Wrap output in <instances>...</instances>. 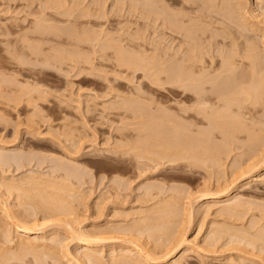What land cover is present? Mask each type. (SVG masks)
<instances>
[{"label": "rangeland", "instance_id": "374dc122", "mask_svg": "<svg viewBox=\"0 0 264 264\" xmlns=\"http://www.w3.org/2000/svg\"><path fill=\"white\" fill-rule=\"evenodd\" d=\"M58 1L61 6L51 8ZM140 1L0 0V159L7 161L5 167L0 163V246L15 254L17 261L13 264H79L76 257L84 250L79 239L83 232H93L95 238L105 240L90 251L98 261L86 264H116L111 257L123 256L131 246L128 240L134 238L160 260L159 264H172L186 248L194 253L181 264H264V85L257 97L256 112L249 115L256 122L250 119L247 135L237 142L242 150L231 147L234 152L223 154L222 159L227 158L217 159L209 169H187L186 175L191 178L184 181L175 170L178 155L166 150L180 139L174 120L178 94L175 88L155 82V78L164 80L163 56L172 57L184 41L181 35L164 28L162 15L158 13V18ZM182 1H171V8L199 18L198 0L192 5H182ZM212 3L217 11L216 4L221 0ZM227 4H236L232 7L239 12L246 10L248 18L232 24L233 19L227 23L215 16L220 23L214 16H208L209 21L200 15L202 23L208 22L197 25L194 19V24L208 28L203 27L204 37L213 30L216 40L222 35L220 40L225 38L227 48L236 38L231 42L235 46L228 48L235 56L243 46H253L257 54L253 55L264 63V0H230ZM156 5L155 12L164 2ZM235 22H240L244 33L234 29L238 25ZM85 30L91 36L89 41ZM91 30L100 35H93ZM52 31H59L58 37ZM183 46L178 55L186 49ZM122 52L140 58L137 61L142 68H119L121 57H117L124 55ZM259 68L264 70V64ZM162 115L163 119H173L174 127ZM19 154L26 159L25 164L28 160L30 164L17 171L8 167V161ZM149 158L160 164H153L154 171L147 162ZM170 160L174 164L169 165ZM259 161L262 170L254 171ZM60 163L66 168H79L76 173L80 175L69 185L57 182V189L52 190L50 172ZM239 169L243 176L237 173ZM254 175L261 181L251 182L245 189L243 184L247 185ZM230 182L229 193L220 195ZM203 193L216 198H197ZM56 198L66 203L62 205ZM46 201L56 204L59 215L40 220L43 232L30 237L34 253L24 245L25 249L20 245L19 250L18 234L9 229L11 221L4 217L3 209L18 218L39 217L47 214L49 207H43ZM188 205L192 207L190 212ZM5 229L11 231L5 235L7 239ZM9 239L11 244L6 242ZM51 239L55 240L53 244ZM179 240L185 241L166 256L167 248ZM16 248L20 252L16 253ZM130 257L133 259L120 263L137 264L133 260L144 259L139 254Z\"/></svg>", "mask_w": 264, "mask_h": 264}, {"label": "bare ground", "instance_id": "6f19581e", "mask_svg": "<svg viewBox=\"0 0 264 264\" xmlns=\"http://www.w3.org/2000/svg\"><path fill=\"white\" fill-rule=\"evenodd\" d=\"M138 1H140V0H136V2H138ZM142 1H140V3L142 2V4H143L145 2L144 3L145 7H146V4H147V6L149 5L148 7L151 10L149 8L148 9L151 12H153V10H154L153 13H157L156 16L158 15V13H159V15H162L163 16V17H161L162 23H163L162 25L165 26L164 28L168 29L167 31H169V33L172 32V34H175V35L178 34L179 36L181 35V39H183V41H184L183 45H186L185 46L186 49L183 50V52L181 51L182 52V55L180 54L181 56L178 55L180 48L183 46V45L181 46L180 43L178 45H180L181 47L179 46L180 48L176 52H174V50H173L174 55L172 57H170V56L164 57L163 56V58H165V59H162V60L164 61V65L166 64L164 69L162 68V75H164V80L162 79V81H161V80H158V78H155L156 80L154 79L155 82L156 81L158 82V83L156 82V84H158L160 86L166 85V86H168V88L170 87L171 90H172V88H175L176 93L178 94L177 114H176V117L175 116H173V117H175L174 120H175V122H177L176 127L178 128V131L180 132V136H179L180 139L178 140V143L175 146L170 145L166 148V150L170 151V154L172 156L178 155V163H176L175 170L177 169L179 175L183 178L184 181H186L185 180L186 178H191L190 176L188 177L186 175L187 169H195V168H203V167L209 169V167L212 166V163H216L215 161H217V159H219V160L224 159L225 160L227 158V156H225V158L222 159L223 154H227V153L230 154L231 152H234V151H231L230 148L233 147V149H234L235 147H238L239 144H237V142L239 143L240 137L242 135H247L246 126L249 124L248 122H250V119H251V118H249L250 117L249 115L252 111L256 112L255 109H257L256 105L258 103L257 97L260 95L262 85H264V84H262V83H264V80H262V78H264V70L259 68V67H262V64H264V63L260 62L261 63L260 64L258 62L259 60L256 59L255 55H253V54H256V52L253 51V49H254L253 46L249 45L248 46L249 48L247 47V49H245L246 45L244 43H241L242 46H243V44L245 45V46H243L242 49L240 48L243 51L240 50L241 53L239 52V54H237V56H235L232 53V51H229V50H231L230 46L233 45V44H231V42L235 43L234 40H236V38L233 39L234 36L232 38L233 41L228 42V43H230V45H228L229 46L228 47L229 50H228V48L225 44V41H224L225 38L223 37L222 40H220L222 35L219 38L220 41L216 40L215 39L216 35H215V38H214V36H212V34H213L212 32L214 31L213 30L211 32V35L209 34L208 36L204 37L206 34L205 30H207L208 28L206 29L205 26H203L205 28V30H204L203 27L200 28V26H197V25H201V24L204 25L205 24L204 22H206V23L208 22L207 20H204L202 23L200 15H202L201 16L202 18H205V17L208 18V16H210L211 17L210 19H213L212 16H214V17L215 16H219V17L221 16L226 20V22H227V20L229 22L233 19L231 21V23L235 20L237 21V19L240 21L242 19L248 18L249 13L246 10H241L244 7L241 8V6H240V8H241L240 10L242 12H239V10H236L235 7H232V6H235L236 4L231 6V5L227 4V3H229L230 0L229 1L228 0H225V1L221 0V3L216 4L217 5L216 6L217 11H214L213 9H215V8H213V7H215V6L210 5V3H212V0H198L199 3L197 4L198 5L197 7H198V10L200 9V11H197V10L196 11L198 13H200V15H197V17H199V18H197V19L194 18L195 20L198 21L197 23H199L196 25V24H194L196 22L193 21L194 20L193 17L191 18L189 16V14H188L189 12H187V14H183L182 13L183 10L181 12H178L176 10L174 11L171 8L170 2L173 0H142ZM158 1L164 2V6H163L164 8L162 7V5H160L162 7V10H161L160 6H159L160 8H157L163 13H161L159 10L155 12L154 8L158 7V5H156L159 3ZM175 1H177V0H175ZM195 1L196 0H194V2L191 0H183L181 4L184 5V3H187V4L192 5L195 3ZM60 3H61L60 1L54 2L52 4L51 8H58L59 6H61ZM175 3H177V2H175ZM214 3H215V1H214ZM214 3H212V4H214ZM232 3H234V2H232ZM244 4H242V5H244ZM191 5H190V7H191ZM152 6H153V9H152ZM229 6L232 7V10L229 8ZM181 7H183V6H181ZM186 8H185V11H186ZM190 9H191V11L190 10L189 11H190V14L192 15L193 10H192V8H190ZM228 9L230 11V14L233 15L232 17L228 13L229 12ZM218 10L221 12H219ZM226 11H228V12H226ZM148 12H146V13H148ZM225 12H226V14H225ZM214 13L217 15H215ZM100 14H102V13L100 12ZM100 14H99V16H100ZM148 15H149V13H148ZM159 15L157 16L158 18H159ZM195 15H196V13H195ZM150 16H151V13H150ZM96 17L98 18V16H96ZM221 17H220V19H221ZM229 17H231V18H229ZM184 18H185V20H184ZM215 18H218V17H215ZM210 19L208 18L209 21H211ZM220 19L218 20L219 22H220ZM225 20H222V21L225 22ZM212 21H214V20H212ZM237 22H235L236 24L234 23L235 26L238 24L237 27L234 29L240 28L241 30H238V32L240 31L242 33L243 29L239 25L240 22L239 23H237ZM209 23H211V25H214V24H212V22H209ZM224 24H222V25H224ZM206 25H207L206 27H209V24H206ZM229 27H231V26H229ZM210 28H212V27H210ZM86 32H87V34L84 32V34H86L85 39H86V41H89L91 39V36L88 34L89 31H86ZM90 32L92 33L94 31L91 30ZM102 32H104V31H102ZM240 32H239V34H240ZM58 33H59V31H55L54 33L52 31V34H54L55 36H57ZM235 33H237L236 30H235ZM107 34H106V36H107ZM215 34H216V32H215ZM93 35L96 36L97 33L94 32ZM98 35H100V33ZM219 35H220V33H219ZM238 36L240 37V35H238ZM242 37H243V39H245V36H242ZM167 38H169V37H167ZM173 39H174V37H173ZM180 42L182 43V41H180ZM245 42H246V39H245ZM174 44H175V41H174ZM233 46H235V45H233ZM116 47H118V46H116ZM185 47L183 46V48H185ZM118 48H120V47H118ZM118 48H116L117 49L116 51L119 50ZM166 49L168 50V48H166ZM121 50L122 49L120 48V51ZM124 50H125V48H124ZM167 52L168 51H166V54H170V55L172 54V53H167ZM120 53L118 54V56L120 55ZM175 53H177V54H175ZM234 53H235V51H234ZM123 54L124 55L121 54V56L117 57V58L121 57L120 58L121 60L119 59V61H118V59H117V61L120 63V66L118 65L119 68L125 66V68L127 70L134 69V71H138L139 66H140V69L142 68L141 62H140V65L138 63L140 58L134 59V58H136V55L134 57L133 55L131 56L130 54H128L129 56H127V54H125V53H123ZM163 54H165V52ZM176 55H178V57ZM131 57L133 60L131 59ZM142 57H143V55H142ZM136 61L138 64L136 63ZM140 61H141V59H140ZM170 61H172V63ZM142 65H144V64H142ZM160 81L162 82V84ZM159 82H160V84H159ZM254 112H252V113H254ZM166 113L168 114V112H166ZM166 115H164V117ZM161 118L163 119V115L161 116ZM168 118H169V116H168ZM169 119H172V117ZM148 120H150V119H148ZM163 120L168 121V122L170 121V123H171L173 119L168 120L167 118H165ZM253 120H254V118L251 119L252 123L256 122ZM151 121H152V119H151ZM172 124H173V122H172ZM250 124H251V122H250ZM174 125L175 124H173V127H174ZM199 126L201 127L200 129H199ZM70 142L73 143V141H70ZM72 143H70V144H72ZM240 146H239V148L241 149L242 147H240ZM73 147H75V145ZM237 150H238V148L235 151H237ZM70 158H72V157H70ZM109 159L112 161L114 160V162H115V160H118L115 158H109ZM12 160L13 161H10L11 164L8 161V165H9L8 167H14V169L17 171L24 168L27 164H30L29 160L26 162L27 164H25L24 162L26 159L23 160V158L21 157L20 154L13 157ZM118 161H116V162L118 163ZM6 162L5 161L3 162V160L0 159V163L3 164L2 165L3 167H5ZM76 162L74 164H76ZM147 162L150 163V168L152 166L153 171L155 169V166L153 167V164L157 165V167L160 165L158 162H156L150 158L147 160ZM169 162L170 163L167 162L169 165L171 163H173L172 160H170ZM260 162L262 163V161H259L258 164H257V162H256V165L253 164L254 165L253 170L255 169L254 171H256L257 169H261V166L264 165V164L261 165ZM66 164L69 165L70 163L67 162ZM59 165H61V166H59ZM64 165L60 163L57 165L58 167H53V169L50 172V176L48 175L50 177L49 180L52 178V181L50 180V186H49L52 190L57 189V184L59 182H62L63 184L67 183L69 185L70 184L69 182L72 179H74V178L76 179V177L80 175L79 173H76V172H79L81 170H79V168L75 167V165H74V167H75L76 171H75V169H73V166H71L72 168H66V167H63ZM72 165H73V161H72ZM144 165L147 167L148 164H143V165L141 164V166H143V167H144ZM163 165H165V164L163 163ZM6 166H7V164H6ZM205 168H204V170L207 171ZM241 170L242 169H239L237 173L240 176L241 175L243 176V174L239 173V171H241ZM253 170H251V171H253ZM240 176H238V178H240ZM30 179L34 180L33 177H31ZM257 181H261V180L259 177L254 175L251 177V180L247 183V185L243 184V187L246 186L245 189H247L251 182H257ZM230 184H232V183L230 182L229 185L224 186L225 188L222 189V192L220 195H222V194L227 195L229 193V190H231L229 187ZM70 188H72V186ZM74 189L75 188H73V190ZM71 190H70V192H71ZM209 197H210V199L216 198V196H214V194H205L204 195V193L202 194V196L200 195L197 198L203 199V198H209ZM56 199H57L56 201H58V203H62V205H64L66 203L62 198H56ZM190 205H188L189 208H187V209H189V212L192 208L191 207L192 205L191 206ZM55 206H56V204L53 201H48V202L46 201L43 204V207H49L47 210V214H42L39 217H37V216H27L26 217V216L18 215V216H20L19 217L20 219L18 217H15L12 213L10 214L8 212L9 210L7 211V209H3L4 217H7V220H9V222L11 221L10 225L12 228L10 227L9 229H12V231H14L13 234L14 233L18 234V236L16 237L17 241L19 242L18 243L19 244L18 249L20 248V245H21L22 249H25L24 247L26 246L28 248L30 247L29 251L32 250L33 251L32 253H34V250H36V248L30 244V242H31L30 237L33 235H39L43 232L42 229L44 227V224H41L40 220L45 219L47 217H50V215H59ZM235 206L239 207L240 205H235ZM237 207L231 206V208H237ZM228 208H230V207H227L226 209H228ZM67 222H65V223H67ZM189 223H190V220H188V224ZM68 224L69 223H67V225ZM9 231H7V229H5V231L3 233L4 236L5 235L8 236V234L11 232V231L10 232ZM83 234H85V233L83 232L81 236L79 235V239L81 240L80 243H82L84 250H82V252L79 253V257L75 256L76 258H78L77 260L75 257H74V259L79 264H86V263H91V261H98V258L95 257L96 255H93L91 253L93 250L92 248H94L93 245L97 246V243L99 244L100 242H104L105 240L95 238L93 236L94 235L93 232H92V234L90 232H86L85 235H83ZM7 236H5L6 239H7ZM133 237H134V235H133ZM52 240L53 239H51V241H50L51 244H53L55 241V240H53V241ZM77 240H78V238H77ZM129 240H128V243H129V245H131V246H129V248H131V249H129V248L125 249V251H124L125 253L123 254V256L118 255L116 257V255H113L115 257H111V260L115 261L116 264H121L120 262H123L124 260H127V259H133L132 257H130L132 254H139L140 256H142L144 258L143 260H138V259L133 260L134 263H137V264H145L146 261L151 263V264L161 263L160 260H158V258L152 257L151 251L149 249L142 248L139 245L140 242L138 241V239H136L137 241H135V238H134V241L131 239H129ZM184 241L179 240L176 244H174V245L172 244L169 248H167L166 256L170 255L174 251H176L182 245V243H184ZM6 242L11 244L12 240L9 239ZM23 245H24V247H23ZM31 246H32V248H31ZM33 248H35V249H33ZM18 249H17L16 253L20 252V251H18ZM49 249L52 250L51 248H49ZM19 250H21V248ZM14 253H15V251H14ZM193 253L194 252L190 248L184 249L182 255L179 258L173 260L172 264H181L183 262V260L189 259L190 256L193 255ZM67 254H69V253H65L66 256H67ZM14 255L15 254H13L12 250L9 251L8 247L0 246V264H9V263L13 264L12 261L16 260L14 258ZM67 257H69V256H67ZM121 260H123V261H121ZM129 264H132V263H129Z\"/></svg>", "mask_w": 264, "mask_h": 264}]
</instances>
